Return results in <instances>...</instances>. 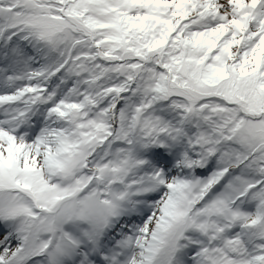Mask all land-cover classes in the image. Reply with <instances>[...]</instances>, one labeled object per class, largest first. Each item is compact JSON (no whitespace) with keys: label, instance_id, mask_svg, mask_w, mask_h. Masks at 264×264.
<instances>
[{"label":"snow or ice","instance_id":"obj_1","mask_svg":"<svg viewBox=\"0 0 264 264\" xmlns=\"http://www.w3.org/2000/svg\"><path fill=\"white\" fill-rule=\"evenodd\" d=\"M0 264H264V0H0Z\"/></svg>","mask_w":264,"mask_h":264}]
</instances>
